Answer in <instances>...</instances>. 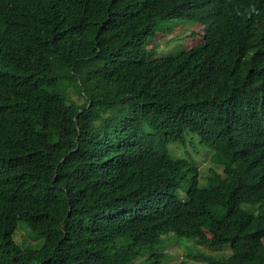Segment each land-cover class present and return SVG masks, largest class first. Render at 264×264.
I'll list each match as a JSON object with an SVG mask.
<instances>
[{"label":"trees","instance_id":"16d2710c","mask_svg":"<svg viewBox=\"0 0 264 264\" xmlns=\"http://www.w3.org/2000/svg\"><path fill=\"white\" fill-rule=\"evenodd\" d=\"M173 19L197 26L150 59ZM173 237L264 264V0H0V264H161Z\"/></svg>","mask_w":264,"mask_h":264},{"label":"rangeland","instance_id":"374dc122","mask_svg":"<svg viewBox=\"0 0 264 264\" xmlns=\"http://www.w3.org/2000/svg\"><path fill=\"white\" fill-rule=\"evenodd\" d=\"M193 26L197 25L193 22L184 20L173 19L159 21L154 29L155 35L148 39L145 44V49L149 58L156 59L164 56H176L182 51L183 39L193 32ZM69 93L73 100H76L78 103L82 102L81 96L75 93L73 88L69 89ZM168 150L174 159H188L196 162L201 175L199 182L200 187L207 186V182L204 180H206L210 174L211 169H215L220 173L223 172L222 167L212 162L213 152L208 147L201 145L198 135L188 133L185 135L183 143L171 144ZM256 208L258 207L250 204L242 205V209L248 213H257ZM24 226V223L19 224V229L15 234L16 242L21 247H29L30 245L38 243V241L23 228ZM38 246L40 247V244L37 245V247ZM157 253L167 255L161 264H181V261H184L185 264H203L202 261H196L190 258L189 255L198 256L200 254H209L217 256L223 255L224 253L230 256L232 250L229 246L223 248L198 246L194 241L186 239L179 240L173 237L172 241H164L162 245L158 247ZM141 260L142 259L135 260L134 264H138Z\"/></svg>","mask_w":264,"mask_h":264}]
</instances>
